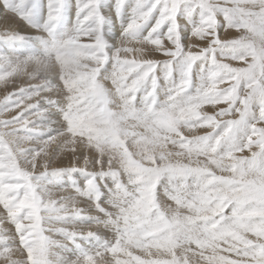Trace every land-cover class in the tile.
I'll use <instances>...</instances> for the list:
<instances>
[{"label":"snow or ice","instance_id":"obj_1","mask_svg":"<svg viewBox=\"0 0 264 264\" xmlns=\"http://www.w3.org/2000/svg\"><path fill=\"white\" fill-rule=\"evenodd\" d=\"M0 17V264H264V0Z\"/></svg>","mask_w":264,"mask_h":264},{"label":"rangeland","instance_id":"obj_2","mask_svg":"<svg viewBox=\"0 0 264 264\" xmlns=\"http://www.w3.org/2000/svg\"><path fill=\"white\" fill-rule=\"evenodd\" d=\"M221 34H222V39L223 38H233L236 33L234 31L230 32V33H225L223 31H221ZM157 56H159V54H156ZM162 57V56H161ZM163 59V57H162ZM230 63H233L234 66H240L238 63L236 62H232V61H228ZM27 71L31 72V71H35V67L33 66H29ZM13 90V85L9 84L7 86L3 85V84H0V99H3V96L5 95L6 91H12ZM206 109H208L209 111H211L212 109L210 107H206ZM0 118H3V117H0ZM56 239H58L59 237H54Z\"/></svg>","mask_w":264,"mask_h":264},{"label":"bare ground","instance_id":"obj_3","mask_svg":"<svg viewBox=\"0 0 264 264\" xmlns=\"http://www.w3.org/2000/svg\"><path fill=\"white\" fill-rule=\"evenodd\" d=\"M5 28V20L3 19V17H0V31H3ZM22 30H26V29H22ZM221 37H222V34H221ZM157 59H162L161 56H157L156 57ZM31 66V65H30ZM34 67V66H33ZM207 111H209L208 109H206Z\"/></svg>","mask_w":264,"mask_h":264}]
</instances>
